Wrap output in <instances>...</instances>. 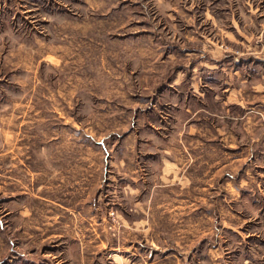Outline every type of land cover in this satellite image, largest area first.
Wrapping results in <instances>:
<instances>
[{
  "label": "rangeland",
  "instance_id": "1",
  "mask_svg": "<svg viewBox=\"0 0 264 264\" xmlns=\"http://www.w3.org/2000/svg\"><path fill=\"white\" fill-rule=\"evenodd\" d=\"M86 16L91 21L87 30L82 28ZM191 24L202 25L207 48L246 58L255 48L264 49V0H0V26L12 31L9 46L13 37L15 59L23 65L18 72L31 67L25 83L32 93L30 106H38V90L45 91L47 106L60 89L67 97L62 127L48 128L46 146L40 145L38 130L30 131L31 194L24 200L39 205L36 218L41 220L0 225V242L7 243L10 231L14 247L4 256L6 244H0V264L215 263L209 250L223 241L194 235L188 219L193 211L179 206L181 198H194L185 191L160 195L165 203L156 219L139 216L149 218L150 225L133 223L135 204L147 201L136 190L141 173L134 159L145 137L135 136L134 127L142 122L151 85L155 89L154 79L144 74L171 68L161 61L165 48L141 47L150 41L179 42ZM152 30L158 33L154 37ZM76 81L72 107L68 96L75 93ZM55 202L62 207L54 209ZM71 206L78 209H66ZM209 207L202 208L208 225L216 212ZM240 217L246 218L247 211ZM227 259V264H245L237 255ZM257 259L264 264L262 252Z\"/></svg>",
  "mask_w": 264,
  "mask_h": 264
},
{
  "label": "crops",
  "instance_id": "2",
  "mask_svg": "<svg viewBox=\"0 0 264 264\" xmlns=\"http://www.w3.org/2000/svg\"><path fill=\"white\" fill-rule=\"evenodd\" d=\"M82 22V28L89 29V17ZM188 27L179 42L150 41L141 47L165 48L161 61L171 68L168 73L144 74L154 79L155 89L151 85L142 122L134 127L135 136L145 135L134 159L141 173L136 190L147 195V201L135 204L133 223L150 225L149 218L139 216L156 219L165 203L159 196L179 189L180 194L185 191L194 197L191 202L181 198L179 205L183 211H193L188 219L194 235L201 239L202 234L205 239L215 235L223 241L214 252L209 250L214 264H227L234 255L245 264H257L260 252L264 254V49L255 48L249 58L224 53L220 47L202 46L201 24ZM155 31L149 35L154 37ZM10 33L0 26V39H7L6 45L0 42V225L20 227L31 224L32 218L41 220L36 218L39 205L24 200L31 194L30 131L38 130L40 145L46 146L48 128L62 127L67 97L60 89L47 106L45 91L38 90L40 102L30 106L32 93L25 83L31 78V67L27 73L18 72L23 65L15 59L13 37L9 46ZM22 43L32 49L31 43ZM75 87L68 96L73 99L70 104L78 98L77 81ZM53 135L56 143L57 127ZM57 205L62 207L55 202L54 209ZM204 205L216 211L209 225L202 216ZM243 210L246 218L240 217ZM11 233L7 232V243L0 242L6 244L4 256L14 253ZM230 240L235 243L228 247Z\"/></svg>",
  "mask_w": 264,
  "mask_h": 264
}]
</instances>
